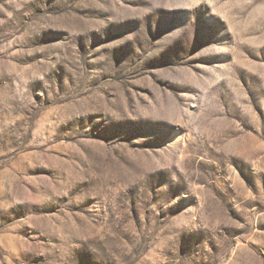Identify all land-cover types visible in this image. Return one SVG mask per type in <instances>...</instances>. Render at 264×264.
<instances>
[{
    "label": "rangeland",
    "instance_id": "obj_1",
    "mask_svg": "<svg viewBox=\"0 0 264 264\" xmlns=\"http://www.w3.org/2000/svg\"><path fill=\"white\" fill-rule=\"evenodd\" d=\"M0 264H264V0H0Z\"/></svg>",
    "mask_w": 264,
    "mask_h": 264
}]
</instances>
